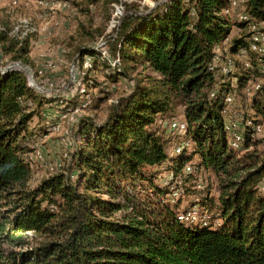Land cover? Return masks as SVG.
Segmentation results:
<instances>
[{
  "label": "trees",
  "instance_id": "16d2710c",
  "mask_svg": "<svg viewBox=\"0 0 264 264\" xmlns=\"http://www.w3.org/2000/svg\"><path fill=\"white\" fill-rule=\"evenodd\" d=\"M244 2L249 21L228 16V0H170L150 13L127 14L114 53L85 48L83 77L97 63L108 67L119 59L118 76L141 65L158 78L113 104L105 121H81L70 175L63 170L35 188L28 126L31 110L43 104L24 72L2 70L6 62L0 63V239L24 249L29 242L21 233L43 238L33 250L10 256L9 264H264V152L230 146L224 100L235 88L224 81L231 74L211 69L215 46L231 57L245 49L251 68L233 76L236 90L261 76L264 57L250 51L248 38L250 23L264 21V0ZM0 44L15 61L28 62L21 55L27 48L7 30H0ZM179 106L190 145L170 157L155 123ZM251 110L238 129L246 150L258 134L247 121L262 123L264 83ZM195 157L197 169L224 176L215 201L205 196L192 204L208 213L205 222L178 219L183 196L192 193L179 177ZM163 171L172 178L166 181Z\"/></svg>",
  "mask_w": 264,
  "mask_h": 264
},
{
  "label": "rangeland",
  "instance_id": "374dc122",
  "mask_svg": "<svg viewBox=\"0 0 264 264\" xmlns=\"http://www.w3.org/2000/svg\"><path fill=\"white\" fill-rule=\"evenodd\" d=\"M168 1L170 0H100L92 3L91 0H0V28H5L11 37L19 40L22 48H27V52L22 51L21 55L28 57V62L23 59L15 61L14 54L6 51L0 44V63L6 62L2 68L13 66L22 70L43 104L42 107L31 110L34 116L28 126L33 148L28 153L32 168L31 188L63 170H66L67 176L70 175V154L75 151L79 142L77 130L81 121L92 118L97 123L105 121L113 104H118L122 97L133 92L140 84L150 87L152 79L158 78L156 73L141 65L134 66L126 77L118 76L111 63L107 67L100 62L83 77L81 72L85 73L86 69L79 68V58L84 49L94 46L106 56L109 55L108 52L114 53L121 21L127 14L150 13ZM244 3L241 2L239 7L231 10L233 18H238L245 10ZM25 21L30 25L31 31L22 29V33L12 32ZM233 32L234 35L239 33L236 29ZM237 59L240 61L239 65L235 62ZM117 61L120 62L119 59ZM233 62L231 72L228 73L231 76L224 80L235 88L231 93L233 102L229 105L228 120L242 126L245 114H253L251 109L255 93L247 95L243 90H236V79L233 76L242 71L243 66L238 56ZM90 64L91 60L87 59L84 68H90ZM121 69L125 70L123 67ZM30 73L36 83L40 84V91L33 87ZM259 78L264 83V77ZM259 78L251 81L250 86L261 82ZM258 119L262 120L264 126V115ZM183 120L184 111L181 106L176 109V115L167 114L156 119L155 129L166 143L170 157L176 156V148L186 142L185 133L172 128V122ZM262 136V133H258L256 143L248 150L241 147L240 151L262 154ZM197 164L198 158L195 157L185 165L183 174L179 177V184H186L192 189V193L183 196L181 210L193 206L205 196H210L215 201L221 192L224 176L220 178L211 170L197 169ZM162 176H167L166 181L172 178V174L165 171ZM20 235L29 242L24 249L0 239L1 263L9 264L10 256L33 250L43 240L32 232Z\"/></svg>",
  "mask_w": 264,
  "mask_h": 264
},
{
  "label": "built area",
  "instance_id": "2783aa9c",
  "mask_svg": "<svg viewBox=\"0 0 264 264\" xmlns=\"http://www.w3.org/2000/svg\"><path fill=\"white\" fill-rule=\"evenodd\" d=\"M229 2V7L225 10V13L230 16L231 15V10H234L235 8L239 7L241 2H244V0H228ZM65 7L66 4H63ZM238 18L241 21H249L250 17L248 14L242 12L238 15ZM24 24L17 26L15 29L12 30V32L18 31V33H22V29L24 30H30V25L25 21L23 22ZM1 31H5L4 28H0ZM250 30L251 34L248 38L249 41V49L250 51L256 53L259 57H264V21H259V22H252L250 23ZM31 31V30H30ZM214 51L217 53L214 61L211 64V69H215L216 67H220V72L222 74H228L234 64V59L238 56L241 58V63L244 68H251V63L250 59L246 54L245 49H240L239 53L231 57L225 49H222L218 46H215ZM223 56L224 59L221 57ZM118 63L117 59L113 60L111 64L115 66V64ZM222 63L224 64L222 66ZM259 71L262 77H264V59H262V62L260 63L259 66ZM258 80H261V82H255L254 85L251 87L250 84L247 85L244 89L243 92L247 95L255 93L257 90L261 88L262 85V79L259 78ZM216 92L211 93V97H215ZM225 103L226 107L224 110L225 118H226V126L230 130V146L235 149V150H240L241 145L243 142V133L239 130H237L241 125H238L237 122L231 123L228 120V115H229V105L233 102V96L231 93H228L225 97ZM247 126H253L254 129L256 130L257 133H262L263 134V139H264V126L262 123L253 125V122L251 120H248L246 123ZM172 128L174 130H179L184 132L185 130V123L179 122V121H174L172 122ZM190 143L188 141L183 142L180 146H178L175 150L176 154L181 153L185 148L189 147ZM190 171V169H188ZM174 196L178 197L179 193L176 191L174 192ZM200 206L198 204H195L183 212H181L178 216V219L181 221H188V222H196L198 220H202L205 222L210 216L206 212H202L200 210Z\"/></svg>",
  "mask_w": 264,
  "mask_h": 264
},
{
  "label": "bare ground",
  "instance_id": "6f19581e",
  "mask_svg": "<svg viewBox=\"0 0 264 264\" xmlns=\"http://www.w3.org/2000/svg\"><path fill=\"white\" fill-rule=\"evenodd\" d=\"M19 66V65H18ZM21 67V66H20ZM21 68H23V67H21ZM29 71V70H28ZM29 76H30V78H31V82H32V85H33V87L36 89V90H39L40 91V84H37L36 83V81L34 80V77H33V75H32V73H30L29 74ZM38 91V92H39Z\"/></svg>",
  "mask_w": 264,
  "mask_h": 264
},
{
  "label": "water",
  "instance_id": "95a60500",
  "mask_svg": "<svg viewBox=\"0 0 264 264\" xmlns=\"http://www.w3.org/2000/svg\"><path fill=\"white\" fill-rule=\"evenodd\" d=\"M7 69H14V70L22 71L20 69L13 68V66H8V67H5V68H2V70H7Z\"/></svg>",
  "mask_w": 264,
  "mask_h": 264
}]
</instances>
